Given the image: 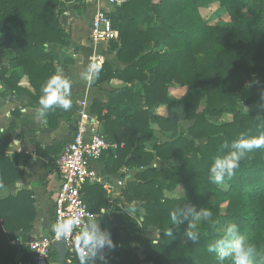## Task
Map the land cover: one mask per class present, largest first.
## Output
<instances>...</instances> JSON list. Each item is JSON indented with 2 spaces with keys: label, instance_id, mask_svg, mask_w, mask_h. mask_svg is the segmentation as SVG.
Listing matches in <instances>:
<instances>
[{
  "label": "trees",
  "instance_id": "trees-1",
  "mask_svg": "<svg viewBox=\"0 0 264 264\" xmlns=\"http://www.w3.org/2000/svg\"><path fill=\"white\" fill-rule=\"evenodd\" d=\"M70 1L0 0L2 97L27 95L39 106L42 85L58 67L72 62L63 52L70 39L61 22ZM75 1L81 13L82 1ZM213 1L128 0L110 13L119 40L109 49L126 65L117 68L104 60L96 83L115 88L105 101L94 100L91 110L101 121V133L118 145L107 156V170L125 166L138 171L112 199L100 182L83 186L93 213L113 207L114 226L108 228L102 217L95 219L115 243L104 250L100 264H221L208 248L230 223L256 245L254 264H264V148L241 161L226 189L208 175L214 158L225 154V141L240 134L264 136V0H218L231 19L226 26L209 24L200 14ZM24 78L30 88L21 85ZM179 87L182 93L175 100L172 90ZM175 102L179 110L170 109L166 116L155 113ZM61 117L66 112L59 108L49 111V125L54 127ZM181 121L191 122L189 136ZM14 127L12 123L0 132V184L16 191L0 196V264L34 259L28 245L36 217L34 199L31 191L15 190L25 172L18 168L20 155L5 151ZM157 130L169 139H154L148 148ZM155 159L164 164L155 165ZM178 185L185 189L182 196L166 195ZM189 204L212 213L210 220L198 224L195 241L185 235L187 219L178 229L170 219L171 211ZM150 227L160 231L157 239L146 237ZM171 227L173 235L167 236ZM71 256L67 253L73 262L79 260L77 252ZM57 258L53 248L52 259Z\"/></svg>",
  "mask_w": 264,
  "mask_h": 264
},
{
  "label": "crops",
  "instance_id": "crops-1",
  "mask_svg": "<svg viewBox=\"0 0 264 264\" xmlns=\"http://www.w3.org/2000/svg\"><path fill=\"white\" fill-rule=\"evenodd\" d=\"M84 2L86 3H84V7L83 4L81 5V13L75 8L77 3L75 0L67 2V11L61 16V22L65 26L70 39V45L64 47L63 52L72 60L64 67H58V71L72 82L70 93L73 101L72 107L67 111L59 108L61 111L66 112V118L61 117L57 124L51 127L48 120L49 112L45 117L40 118L36 113V109L39 106L27 95L10 93L9 96L2 97L1 92L6 87L0 84V129L4 130L12 123L15 126V129L13 128L14 130L10 132L11 140L5 151L8 156L20 155L17 158L20 160L18 168L25 172L22 179L16 183L17 189L15 190L24 189L31 191L34 199L36 217L31 237L38 234H46L50 230L53 196L61 185L57 161L72 138L74 123L79 119V110L85 106L87 111L96 115L91 110L93 101L97 98L103 102L106 98L104 96L101 98L99 93H105V95L110 93L108 92L109 90L107 91V89H110L109 83H106L107 86L104 83L100 85L96 83V73L91 82L84 81L81 78V73L86 72L87 66L90 62H93L92 58L94 56L102 55L104 57V54L100 52H104L103 48L105 50L108 48L105 44L94 45L91 40L90 24L95 12L102 7L111 13L115 10V7L104 6L101 2L98 5L89 0H84ZM84 30L86 34L81 36ZM84 45H88L90 48L88 55L83 50ZM53 48L55 51L61 49L60 46H54ZM114 61H116V67L124 68L126 65L119 61L116 56ZM21 85L30 88L26 78L21 81ZM164 107L165 105L159 107L155 113L166 116L168 111L163 112ZM99 122L101 130L100 119ZM115 151H106L107 154L94 164L99 176L111 185L107 186L108 188L103 185L109 193L110 199L120 196L122 188L125 186V180L126 182L131 180L138 171L136 168L129 170L123 166L116 172H109L106 167V159L111 152L114 153ZM25 156H29V158ZM159 161V159H155V165H158ZM120 181L122 182L121 184L119 183ZM13 192L16 191L5 186L1 189L0 196L5 198ZM129 213L134 215L131 209ZM97 215V218L102 217L105 220L108 228L114 226L112 206L109 209H103L101 214ZM157 232H159L157 228L150 227L146 230L145 235L147 238L157 239ZM52 260V264H59V255L57 259ZM67 260L69 264H79V260H76V262L68 258ZM102 261L103 259L98 256L94 261H90L89 264H100Z\"/></svg>",
  "mask_w": 264,
  "mask_h": 264
},
{
  "label": "clouds",
  "instance_id": "clouds-1",
  "mask_svg": "<svg viewBox=\"0 0 264 264\" xmlns=\"http://www.w3.org/2000/svg\"><path fill=\"white\" fill-rule=\"evenodd\" d=\"M98 70L99 65L90 62L86 72L81 73V78L84 81L91 82ZM71 88L72 82L60 71L49 77L41 87V95L38 100L39 107L36 109L37 115L43 118L49 111L56 108L65 111L71 109L73 104L70 95ZM0 132H3V129H0ZM223 148L226 150L225 154L214 158L209 167L208 175L213 184L227 187L226 180H230L235 175L241 161L247 158L253 150L264 148V136L249 137L240 134L230 143L225 141ZM2 187L3 184H0V188ZM211 217V211L203 208L197 210V207L191 204L179 207L170 213L171 224L177 229L185 219L188 220L185 235L193 241L197 240L200 235L197 230L198 222L208 221ZM79 223L80 220L77 217L59 219L52 226V231L58 240L67 241ZM166 235H173L172 227L166 232ZM114 247L115 243L110 232L103 229L94 218L89 219L79 234L74 237V248L78 254L79 264H89L98 256L103 259L104 250ZM208 251L215 252L221 264L228 259H231L232 264H254L255 258L259 255L256 245L241 234L236 223L228 224L223 230V235L209 246Z\"/></svg>",
  "mask_w": 264,
  "mask_h": 264
},
{
  "label": "built area",
  "instance_id": "built-area-1",
  "mask_svg": "<svg viewBox=\"0 0 264 264\" xmlns=\"http://www.w3.org/2000/svg\"><path fill=\"white\" fill-rule=\"evenodd\" d=\"M89 1L97 4L106 2L116 8L122 6L128 0ZM118 33L119 31L113 27L110 12L102 7L99 8L90 24V37L93 44H105L109 47L112 41L119 40ZM92 61L98 64L100 69L104 63V57L96 55L92 58ZM74 124L72 138L57 161L61 185L53 196L50 230L46 234L31 237L28 245L31 252L34 253V259L33 261H20L19 264H52V250L54 244L58 241H64L67 253L73 256L76 253L74 237L79 234L89 219H96L98 216L88 208L84 199L83 186L87 182H100L106 187L111 186L109 182L104 181L99 176L94 164L102 158L106 151L116 150L117 143L108 140L101 133L99 117L87 111L85 106L79 110V119ZM68 217H77L80 223L74 228L67 241L58 240L52 231V226L59 219Z\"/></svg>",
  "mask_w": 264,
  "mask_h": 264
},
{
  "label": "rangeland",
  "instance_id": "rangeland-1",
  "mask_svg": "<svg viewBox=\"0 0 264 264\" xmlns=\"http://www.w3.org/2000/svg\"><path fill=\"white\" fill-rule=\"evenodd\" d=\"M84 0L82 1L81 4H83V7H84ZM104 6H108V7H111L112 5H110L109 3H106V2H101ZM100 3V4H101ZM97 4V3H95ZM98 4V5H100ZM200 14L206 18L207 22L209 24H220V25H230L231 24V19H230V16L228 14V12L219 6V2L218 0H214L212 2V4L208 7H201L200 8ZM81 34V32H79ZM86 32L84 30L83 34L82 35H85ZM83 50L85 51V53L88 55L89 52H90V48L88 47V45H84L83 47ZM104 52H100V53H103L104 54V59L106 60H109L111 62V64H113L115 67H116V61H114V57H115V51L112 50V49H109V47L105 50V48H103ZM119 68V67H117ZM100 85V84H98ZM104 85H106V83H104ZM107 86V85H106ZM113 88H115L113 85L110 86V89H107L108 92H110V90H112ZM174 94V98L175 100H178V98L180 97L181 93H182V88L179 87V88H175L172 90ZM103 94V95H102ZM99 96H101V98H103L102 96H104V98H108V95H105V93H99ZM105 99V100H106ZM95 100H99V99H95ZM104 100V101H105ZM100 102H102L101 100H99ZM205 102V101H204ZM203 102V106H204V103ZM166 107V108H165ZM164 109H163V112H167L169 111L170 109H177L179 110L180 109V105L178 102H175L171 107L170 106H167L165 105ZM247 112H251L252 109L251 108H247L246 109ZM151 118L153 119L154 118V114L152 113L151 115ZM191 122L189 121H181L180 122V128L185 131V135L186 136H189L188 133H187V129L188 127L190 126ZM154 139H159V140H168L169 137H166L165 135H163L162 133H160V131H156L155 132V138H152V140H149V142L147 143V147L148 148H151L152 147V144L154 143ZM164 163L162 161H159V164L158 166H162ZM125 183H126V180H125ZM222 189H226L227 187H224V186H221L219 185ZM185 193V189L183 186L181 185H178V187L173 191V192H168L166 191V195L169 196V197H179V196H182L183 194ZM225 206L226 204H223V210L225 209ZM141 219V218H140ZM140 219L138 218V220L140 221ZM198 224H200V222H198ZM216 226V225H215ZM217 229H219V227L217 226L216 227ZM158 236L160 235V231L157 232ZM158 236L156 238H158Z\"/></svg>",
  "mask_w": 264,
  "mask_h": 264
},
{
  "label": "water",
  "instance_id": "water-1",
  "mask_svg": "<svg viewBox=\"0 0 264 264\" xmlns=\"http://www.w3.org/2000/svg\"><path fill=\"white\" fill-rule=\"evenodd\" d=\"M11 234H21V232H10ZM54 248L59 255V264H69L67 260V248L64 241H58L54 244Z\"/></svg>",
  "mask_w": 264,
  "mask_h": 264
}]
</instances>
